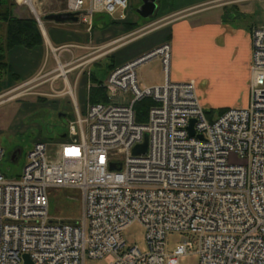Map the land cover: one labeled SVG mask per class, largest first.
Segmentation results:
<instances>
[{"label":"built area","instance_id":"obj_1","mask_svg":"<svg viewBox=\"0 0 264 264\" xmlns=\"http://www.w3.org/2000/svg\"><path fill=\"white\" fill-rule=\"evenodd\" d=\"M127 7L128 0H67L65 13L88 22L91 32L95 15L125 19ZM70 48L83 47L56 50ZM157 56L166 83L141 89L137 68ZM74 63L57 59L58 77L75 100L68 83ZM170 63L171 47L164 44L116 67L99 86L109 102H90L85 118L76 106L78 118L69 121L52 155L47 144L37 143L16 180L0 171V264H25V255L32 264H85L88 258L179 264L190 253L199 264H264V26L253 31L248 107L229 109L213 121L194 81L169 80ZM145 98L157 105L140 124L135 105ZM145 134L148 152L135 155ZM3 156L0 144V162ZM52 189L81 192L79 221L53 219ZM135 224L146 232L145 252L128 248L124 239ZM172 232L190 239L169 254L166 239Z\"/></svg>","mask_w":264,"mask_h":264},{"label":"rangeland","instance_id":"obj_2","mask_svg":"<svg viewBox=\"0 0 264 264\" xmlns=\"http://www.w3.org/2000/svg\"><path fill=\"white\" fill-rule=\"evenodd\" d=\"M9 2L15 4L14 10L18 17L31 16L36 20L40 19L44 31L51 40L48 41L45 37V47L33 50L16 48L8 56L12 73L6 77L4 83L6 90L0 95V144L4 149L0 171L7 180L11 181L16 180L23 173L29 153L37 143L47 144L52 155L62 142L61 138L69 121H76L78 118L74 98L66 93L65 82L58 77L57 59L62 64L75 59V63L70 68L77 69L68 75V80L70 85H74L75 77L82 75L75 96L81 115L85 118L89 99V73H93L99 81L106 82L110 74L112 53L113 64L121 66L155 51L157 47L168 42L170 31L167 27L162 28L168 22L210 9L198 12L199 17L217 15L223 10L226 19H238L237 22L240 24L255 25L256 28L264 26V0H158V10L149 19L142 18L138 13L143 0H128L125 19L140 24L129 34L124 31L123 25L112 30L95 29L89 32L88 22L82 20L77 23H57L54 20L48 21L49 24L45 22V16L65 13L62 10L67 6V0H34L33 6L31 3V6L25 3L24 0H9ZM190 7L194 8L176 14L173 18H163L170 12ZM119 16L112 20H124ZM101 18L107 22L111 19L105 14L101 15ZM5 34L6 25L2 24L0 37L4 39ZM115 38L117 39L113 40ZM67 44H75L83 48L56 50L57 46ZM173 69L175 67L172 63V71ZM14 74L21 76L23 81L31 79L15 84V79L12 78ZM137 78L141 89L163 86L167 74L164 71L162 57L157 56L140 65L137 68ZM60 114H65L66 117L60 118ZM217 116L215 114V117ZM50 197V214L54 220L63 222L80 220L83 205L79 190L52 189ZM124 239L128 248L138 246L143 252L148 250L146 232L138 224L124 232ZM189 239L190 234L169 233L166 239L167 253H174ZM110 262L108 258L103 260L88 258L85 264H110ZM179 264H199V257L190 253L180 257Z\"/></svg>","mask_w":264,"mask_h":264},{"label":"crops","instance_id":"obj_3","mask_svg":"<svg viewBox=\"0 0 264 264\" xmlns=\"http://www.w3.org/2000/svg\"><path fill=\"white\" fill-rule=\"evenodd\" d=\"M31 5L33 6V3ZM193 8L170 12L164 15L163 18H173L176 14L187 12ZM65 10L62 11L65 12ZM204 11H197L175 19L162 27H167L170 31V41L164 43L169 44L171 47L168 78L173 83L194 81L201 104L207 111L218 112L239 107L246 108L250 100L253 31L256 26L242 25L237 22L238 19H226L223 10L217 15L213 14L205 18L199 17L198 12ZM47 23L49 24V22ZM42 35L44 40L45 37L48 41L50 40L46 31ZM62 46L65 45L57 46V48ZM172 63L175 67L173 71ZM81 77L82 75L79 78L76 76L74 85H71L75 93ZM68 83L71 84L69 80ZM89 83L88 92L90 97L92 88L100 85L97 86L91 83L90 73ZM74 102L80 112L76 96ZM89 103L90 99H88V105Z\"/></svg>","mask_w":264,"mask_h":264},{"label":"trees","instance_id":"obj_4","mask_svg":"<svg viewBox=\"0 0 264 264\" xmlns=\"http://www.w3.org/2000/svg\"><path fill=\"white\" fill-rule=\"evenodd\" d=\"M14 6L15 4L10 3L9 0H0V9H1L0 24L6 25L5 38L3 39L0 37V95L6 90L4 86L6 77L9 76L10 73H12V68L8 61V56L10 52L16 48L33 50L36 48L45 47V40L37 20L31 16L25 18L18 17L15 14ZM101 15L103 14H97L94 16L93 27H92L93 31L95 29H100L103 31H106L108 29L112 30V28H120V25H123L124 31L126 32V34H129L132 33L135 29H137L140 25L139 22L128 21L127 19L120 20L121 22L118 20L115 21L112 20V17L108 15L107 16L110 17L111 19L108 20V22L103 21ZM48 21L51 20H45V22ZM95 22H96V26H95ZM72 23H76V22H72ZM168 41H170V35ZM112 55L110 56V58L112 59L109 65L110 72L114 70L116 67H118L115 64H113L114 60ZM13 77L15 79V84L19 82L23 83L26 81V80L23 81L21 76L19 75L14 74L12 75V78ZM90 80L93 85H97V86L102 85L104 83L103 81H99L93 73H90ZM89 99L90 102L93 104L109 102L108 93L106 89L100 87L92 88ZM156 105L157 102L154 101V99L152 98H145L140 102H137L135 105L137 122L140 124L147 123L150 109ZM225 111L227 110H220L217 113L215 111H206V114L208 118L211 121H213V117L215 116V114H218L220 116Z\"/></svg>","mask_w":264,"mask_h":264},{"label":"water","instance_id":"obj_5","mask_svg":"<svg viewBox=\"0 0 264 264\" xmlns=\"http://www.w3.org/2000/svg\"><path fill=\"white\" fill-rule=\"evenodd\" d=\"M157 1L158 0H143V5L138 10L139 15L144 19H149L153 17L158 10ZM45 20H54L57 23H66V22H76L77 23L79 21V17L72 13H61V14H52V15L45 16ZM40 29L42 33L44 34L43 29L41 27ZM64 117H66V115L60 114V118H64ZM194 123H195V120H192L190 127H189L191 136L195 135ZM65 137L66 135L62 136V138H65ZM199 138L203 139V136L201 135L199 136ZM148 144H149V137H148V134H145L143 144L138 145L136 148H134L133 153L135 155L146 154L148 152ZM111 170H114V166L111 167ZM24 259H25V264H32V261L29 255H25Z\"/></svg>","mask_w":264,"mask_h":264},{"label":"flooded vegetation","instance_id":"obj_6","mask_svg":"<svg viewBox=\"0 0 264 264\" xmlns=\"http://www.w3.org/2000/svg\"><path fill=\"white\" fill-rule=\"evenodd\" d=\"M157 4H158V1H157Z\"/></svg>","mask_w":264,"mask_h":264}]
</instances>
